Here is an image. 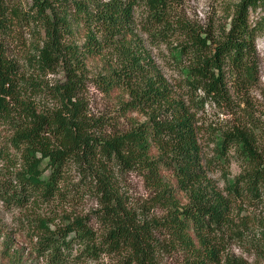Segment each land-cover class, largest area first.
Here are the masks:
<instances>
[{"label":"trees","instance_id":"trees-1","mask_svg":"<svg viewBox=\"0 0 264 264\" xmlns=\"http://www.w3.org/2000/svg\"><path fill=\"white\" fill-rule=\"evenodd\" d=\"M181 4L32 0L23 9L19 0H0V41L22 21L43 31L23 51V70L0 42V201L37 210L65 199L74 168L95 177L102 204L95 213L104 228L100 234L87 216H62L58 223L50 214L26 217L48 264L102 254L121 255V264H159L162 248L152 235L160 227L171 245L192 256L203 248L193 264H220L212 235L233 222V202L264 209V147L262 152L257 126L247 119L215 131L217 159L224 162L233 149L241 166L223 192L204 169L197 115L207 103L241 110L233 100L244 98L256 81L264 0H236L214 30L188 19ZM137 31L150 45L167 47L178 84L163 75ZM78 32L81 44L65 41ZM98 56L108 64L89 77L88 64ZM57 69L63 77L48 86L42 78ZM87 82L112 95L120 115L138 112L144 119L128 117L123 128L106 134L87 117L81 98ZM116 169L141 173L152 191L143 208L157 205L163 214L144 216L126 206L108 186Z\"/></svg>","mask_w":264,"mask_h":264},{"label":"rangeland","instance_id":"rangeland-1","mask_svg":"<svg viewBox=\"0 0 264 264\" xmlns=\"http://www.w3.org/2000/svg\"><path fill=\"white\" fill-rule=\"evenodd\" d=\"M19 1L23 9H27L32 3V0ZM234 2L236 0H182L181 11L191 21L214 30L216 26L224 22L228 9ZM10 31L12 34L6 39H1L0 42L4 43L7 55L17 59L21 70H23V51L28 47L30 49L31 44L40 40L43 31L38 24H29L28 21L18 23ZM137 32L163 75L173 85L178 84L180 73L171 67L167 47L164 44L150 45L146 36L140 31ZM83 40L84 38L79 32L73 37L65 38L66 42L78 44H81ZM256 51L259 62L256 81L245 92L244 98L233 100V104L239 102L241 110L235 109L236 113H233L234 110L231 111L229 108L207 103L197 114L198 124L201 125L200 142L204 169L217 189L223 192L228 182L241 170V166L233 149L229 151L224 162L222 159H217L215 141L219 132L215 133V131L226 130L235 122L240 124L249 119L251 124L258 128L256 134L263 152L264 34L256 39ZM106 63L108 64V61L105 56H98L90 60L87 69L89 77L104 70ZM62 77V72L57 69L54 72H47L42 80L51 86ZM81 98L85 102L87 117L94 124L98 122L97 127L103 129L106 134L123 128L128 117L139 121L144 119V116L138 112L120 115L116 111L115 98L101 92L94 82H87L85 90L81 93ZM253 128L255 129V127ZM114 171V173L108 174L110 178L108 186L113 189L115 195L124 201L126 206L134 207L144 216L163 214L164 210L157 205L150 204L147 211L143 208L142 204L151 197L152 191L141 173L138 171H117V169ZM72 182L75 184L71 188ZM67 183L66 187L69 188V191L65 199L58 198L42 209L9 208L0 201V264H48L47 257L39 253L38 239L34 234L35 231H32L36 229L30 228L31 221H25L26 217L34 218L38 215L49 216L50 214V218H55V222L58 223L62 216L70 218L87 216L89 223L98 234L104 231L102 223L97 221L95 215L102 206L95 177L91 174L83 177L76 169L72 168ZM82 185H86V187H82ZM178 196H182V194H178ZM230 217L233 222L225 225L220 233L212 235L214 239L211 241L216 242L215 245L219 247L220 264H264V209L261 206H253L237 200L232 204ZM152 236L159 241L162 248L159 254V264H193V260L196 257H201L203 253L202 248L199 253L192 256L191 252L184 247L171 245V238L166 229L162 227L156 229ZM121 262L122 257L119 254H102L97 259H88L76 264H121Z\"/></svg>","mask_w":264,"mask_h":264}]
</instances>
